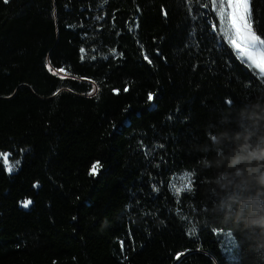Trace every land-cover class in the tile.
Masks as SVG:
<instances>
[{"label": "trees", "instance_id": "1", "mask_svg": "<svg viewBox=\"0 0 264 264\" xmlns=\"http://www.w3.org/2000/svg\"><path fill=\"white\" fill-rule=\"evenodd\" d=\"M212 22L197 0H0V153L20 161H0V264H264L258 236L215 211L255 187L222 190L209 167L219 135H264V81Z\"/></svg>", "mask_w": 264, "mask_h": 264}, {"label": "clouds", "instance_id": "2", "mask_svg": "<svg viewBox=\"0 0 264 264\" xmlns=\"http://www.w3.org/2000/svg\"><path fill=\"white\" fill-rule=\"evenodd\" d=\"M253 135L250 130L234 135L227 132L219 135L215 141L218 155L209 162V167L223 169L216 178L217 186L222 190L235 188L248 192L255 187L256 195L224 199L215 211L223 213L222 223L242 224L244 230L257 235L256 250L264 251V135L258 136L255 142ZM226 144L233 147L224 154Z\"/></svg>", "mask_w": 264, "mask_h": 264}, {"label": "snow or ice", "instance_id": "3", "mask_svg": "<svg viewBox=\"0 0 264 264\" xmlns=\"http://www.w3.org/2000/svg\"><path fill=\"white\" fill-rule=\"evenodd\" d=\"M197 2L200 3L203 8L209 9L215 14V22L211 23V31L215 33L217 37L221 38L222 43L227 45L231 53L234 54L236 60L246 65L248 69L254 70L258 76L264 80V34H260L255 26L257 22L254 21L253 17L252 0H197ZM4 3H9V0H4ZM106 3L107 0H100V7H103V4ZM188 3L191 4L192 0H188ZM189 11H191V8H189ZM96 19L100 20L103 19V17L98 15ZM80 52L81 60H83L85 58V49L81 48ZM110 53L112 56H117L114 49H111ZM91 58L95 59V56ZM144 59L148 61L149 64L152 63L147 55H144ZM46 66L53 76H59L60 79L66 78L67 73H65V69H54L50 63ZM61 73H64V75H61ZM96 91H98V89L94 87L88 95L91 96ZM124 91L127 92L128 88L125 87ZM55 94L58 93H54V95ZM116 94H119L118 91ZM147 99L148 101H152L153 94L149 93ZM226 102L229 104L231 103V101ZM160 147L163 146L160 145ZM9 155L8 153H0V161H2L5 170L9 174H12L18 169L20 161L17 160L14 163L10 162ZM100 168L101 165L99 162L92 163L88 174L90 176H95L100 171ZM180 180L181 183L179 186L175 183L170 185V189L177 197H179L181 193L192 190L193 181L191 174H185L180 177ZM34 187H39V185L36 184ZM153 190L158 191L159 189L153 185ZM32 203L31 199H25L21 202V207L28 209ZM196 231L197 229L195 226L189 229L190 234L193 235L196 234ZM213 231L217 235L220 234L215 229H213ZM230 243L234 245L235 241L231 240ZM121 248L123 250V243H121ZM180 255H184V253ZM177 259H179V256H177Z\"/></svg>", "mask_w": 264, "mask_h": 264}, {"label": "rangeland", "instance_id": "4", "mask_svg": "<svg viewBox=\"0 0 264 264\" xmlns=\"http://www.w3.org/2000/svg\"><path fill=\"white\" fill-rule=\"evenodd\" d=\"M61 75H64V73H61ZM180 177H182V176L176 177L174 179V181H173V183L177 184V186H179V184L181 183ZM228 234L229 233H223L221 238H222V241L224 242V246H225L226 250L229 251V252H233L235 247H236V245L235 244L232 245L230 243V241L233 240V238L230 235H228Z\"/></svg>", "mask_w": 264, "mask_h": 264}, {"label": "water", "instance_id": "5", "mask_svg": "<svg viewBox=\"0 0 264 264\" xmlns=\"http://www.w3.org/2000/svg\"><path fill=\"white\" fill-rule=\"evenodd\" d=\"M255 74H256V76H257L258 78H260L256 72H255ZM260 79H261V78H260ZM263 81H264V80H263ZM179 256H180V255H179Z\"/></svg>", "mask_w": 264, "mask_h": 264}, {"label": "bare ground", "instance_id": "6", "mask_svg": "<svg viewBox=\"0 0 264 264\" xmlns=\"http://www.w3.org/2000/svg\"><path fill=\"white\" fill-rule=\"evenodd\" d=\"M254 71V70H253ZM255 72V71H254Z\"/></svg>", "mask_w": 264, "mask_h": 264}]
</instances>
